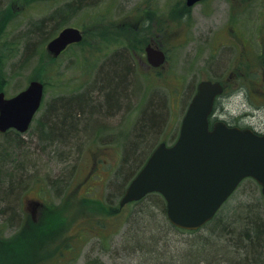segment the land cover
<instances>
[{
	"label": "rangeland",
	"instance_id": "1",
	"mask_svg": "<svg viewBox=\"0 0 264 264\" xmlns=\"http://www.w3.org/2000/svg\"><path fill=\"white\" fill-rule=\"evenodd\" d=\"M75 1L78 0H0L2 91L10 98L32 80H40L47 85L42 109L29 131L17 139L22 145L18 162L26 170L27 182L19 190L16 219L11 221L10 216L0 217V244H10L8 247L0 245V264H24L39 249L38 257L29 264H157V261L165 264L171 258L169 264H179L178 253L194 247L190 241L203 237L209 240V233L201 230L191 234L173 229L167 216L164 218L157 195L152 194L154 196L141 205L126 206L120 217L107 216L105 199L112 191L114 172L124 151L117 140L130 137L151 93L155 91L153 95L167 101L169 121L157 136L154 146L161 142L172 145L178 138L182 119L196 93L197 84L204 79L223 80L230 73L236 75L233 79L237 78L238 83L227 87L226 95L218 102L216 114L225 121L232 123L234 117L247 109L245 104L263 106L264 81L260 79L264 77V65H260L264 60L259 55L264 57V0L204 1L189 9L192 19L189 22L187 18L183 19V23L171 19L168 11L177 4L186 6V0H99L95 5L81 6L63 27L55 25L43 40L32 41L34 49L27 51L30 44L27 33L36 30L40 23L47 25L46 20L53 17L54 12L66 9L67 4ZM148 12L152 13L150 35L144 45L137 48L133 60L137 85L133 101L118 117L106 119L100 126L95 125L90 134L81 135L71 152L63 147L54 149L40 141L38 120L47 103L59 94L89 91L103 67L113 58L109 60L112 52L119 47L105 44L94 23L112 24L113 34L128 27L126 34H131L129 42L136 43L140 41L138 28L147 19ZM230 12L238 15H234L232 22L227 24ZM66 26L83 30L85 44L82 48L73 46L53 62L46 50L47 43ZM232 27L248 45L253 46L255 53L237 55L234 48L216 49L226 36L230 40L228 32ZM151 39L158 40L168 55L167 65L159 70L148 67L146 63L145 48ZM244 55L250 56L254 63L255 71L252 73L257 74L256 78L238 77L245 72L238 70L234 61ZM259 118L262 123L256 128L264 130V114ZM0 135L3 138L4 134ZM62 177L63 182L58 183L57 188L65 186L64 191L67 189L68 194L64 191L58 193L51 186V181H59ZM84 198L93 201L86 202ZM121 198L118 197V204ZM231 201L230 207L236 208L237 218L245 214L246 208H260L264 214L261 189L252 180L245 181ZM53 209H59L62 214L56 218L55 230L57 227L62 229L56 236H53L50 224L42 233L28 225L45 223L47 213L53 215L56 212ZM19 216L27 221L21 231ZM43 227L38 225L36 228ZM21 232L22 240H16ZM141 236L150 240L139 244L144 250L137 253L134 251L138 249L137 242ZM157 237L162 241L159 251L164 255L159 260L154 259L156 255L151 246ZM211 263L220 264L216 260Z\"/></svg>",
	"mask_w": 264,
	"mask_h": 264
},
{
	"label": "trees",
	"instance_id": "2",
	"mask_svg": "<svg viewBox=\"0 0 264 264\" xmlns=\"http://www.w3.org/2000/svg\"><path fill=\"white\" fill-rule=\"evenodd\" d=\"M98 1L78 0L67 4L66 9L61 8L54 12L55 15L46 20L47 25L40 23L36 30L32 29L31 32L27 33L30 40L27 51L30 52L34 49L32 41L43 40L55 25L63 27L65 25L64 22L75 14L78 9L80 10L81 6L86 4L95 5ZM168 15L177 23H183V19L185 20L186 18L188 22L192 19L189 8L179 4L172 6L168 11ZM151 16L152 13L148 12L147 19H144L140 28H138L140 41L138 40L136 43L129 42L131 34H126L128 27L120 28V30L116 31V34H113L112 24H104L101 21L94 23V28H97L96 32L99 33L105 44L119 47L112 52L109 60L113 58L103 67L97 82L94 83L89 91L71 95L59 94L47 103L41 118L38 120L40 141L47 143L49 147L54 149L63 147L68 152H71L81 135H84V133L90 134L95 125L100 126L106 119L118 117L125 110V107L133 101L137 89L134 75L135 55L137 48L140 44L143 46L147 41V36L150 35ZM45 26L49 27L46 28ZM156 41L158 42V40ZM84 44L85 40L75 47L82 48ZM1 57L2 55L0 54ZM261 58L264 60L263 57ZM50 60L56 61L53 58ZM51 68H53V65H51ZM250 68L247 64L241 68L245 72L242 75L243 78L257 77V74L252 73ZM3 76V68L0 67V85L2 87L4 86ZM1 91L2 88L0 87ZM154 93L156 92L151 93L130 137L117 140L119 145L121 144L124 148V151H122L123 155L121 156L120 165L114 172L115 181L111 187L112 191L105 199L108 217L115 216L117 218L122 215L123 209L120 208L117 199L123 196L129 183L145 165L151 153L157 147V144L154 146L157 136L162 133L164 126L169 121L167 101L165 102L163 98L153 95ZM12 135H16V137ZM116 136L118 137V135ZM20 137L21 134L14 130L4 133V139L0 135V217L10 216L11 221L16 219L19 190L27 182L24 172L26 170L18 162L22 155V145L17 142ZM95 160L97 162V159ZM62 182L63 177L59 181H51V186L58 190V193H61L66 187L60 186L57 188V186L58 183L62 184ZM64 194H68L67 189ZM155 195H157V201L161 205L164 218H166L165 200L161 195ZM115 196L117 197L114 198ZM151 196L154 195H148L143 200L132 203V205H141ZM232 198L222 207L214 220L201 229L208 231L210 239L207 240V237H203L204 239L190 241L189 244L193 243L195 246L191 247L190 250L178 253V256H180L179 264H207V261H209L208 264H212L213 260L220 264H264V214L260 208L258 210L246 208L244 210L245 214L239 215L240 217L237 218L236 208L230 207ZM85 201L92 203L93 200L88 198ZM53 210L54 212L56 211L53 215L47 213L45 216V223L32 222L31 224L28 223V225L33 227L36 232L42 233L45 226L50 224L53 236H56L62 230L61 227H57L58 230H55L56 218L62 217V214L59 209ZM23 219V217H18L20 231L27 224V221ZM38 225L40 227L44 226L43 229L36 228ZM95 227L97 226L95 225ZM171 227L177 231H183L172 225ZM200 231H191L189 233L197 234ZM22 235L23 232L20 233L16 240L21 239ZM143 237H139L140 240L137 242L138 249L134 252H142L144 250L143 246L139 244H144V241L150 240ZM20 239L19 241L22 240ZM161 242V239L157 237L151 245L152 251L156 255L154 259L156 258L157 260L164 256L159 251ZM0 245L8 247L10 244L4 243ZM40 250H37L29 262L33 263V260L38 257L37 254ZM171 260H168L169 262L165 264H169ZM29 262L26 261L24 264H29ZM159 262L157 261V264Z\"/></svg>",
	"mask_w": 264,
	"mask_h": 264
},
{
	"label": "water",
	"instance_id": "3",
	"mask_svg": "<svg viewBox=\"0 0 264 264\" xmlns=\"http://www.w3.org/2000/svg\"><path fill=\"white\" fill-rule=\"evenodd\" d=\"M202 0H187L189 7ZM84 36L75 27L63 29L47 50L58 57ZM151 66L160 67L165 53L151 45L146 48ZM219 82L202 81L182 120L180 134L172 146L161 143L123 195L120 206L140 201L148 194H161L167 204V218L178 228L199 230L211 221L240 182L254 178L264 194V135L230 128L223 122L210 127L209 117L217 96L223 94ZM44 84L32 81L12 98L0 93V133L15 129L25 133L39 111Z\"/></svg>",
	"mask_w": 264,
	"mask_h": 264
},
{
	"label": "flooded vegetation",
	"instance_id": "4",
	"mask_svg": "<svg viewBox=\"0 0 264 264\" xmlns=\"http://www.w3.org/2000/svg\"><path fill=\"white\" fill-rule=\"evenodd\" d=\"M234 15H238L237 12H230L229 13V18L227 21V24H229V22H232L231 19L232 17H234ZM230 32H228V35L230 37V40L228 41L229 38H227L228 36H226L225 40L221 41L219 46H216V49H221V48H234L238 53V54H247V53H253L254 52V48L252 45H248L247 41L245 39H243V37L241 35H239L237 33V31L235 30V28H230L229 29ZM233 32V33H231ZM236 55V56H237ZM243 58L241 59V57H236L235 58V66L236 68L239 70L240 66L243 64ZM233 77H236L235 74L230 73L227 77H225L223 80H221V83L223 85L224 88L227 87H234L235 84H237V78L233 79ZM220 98L218 100H216V104L214 107V113L212 116V121H217V120H221L227 124H229L230 126H242V122L238 121V119H236L235 117L233 118V122H229V121H225L224 119H221L219 116H217V110H218V105H220L219 102ZM264 105V103H263ZM262 133V132H260Z\"/></svg>",
	"mask_w": 264,
	"mask_h": 264
}]
</instances>
